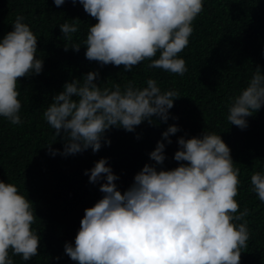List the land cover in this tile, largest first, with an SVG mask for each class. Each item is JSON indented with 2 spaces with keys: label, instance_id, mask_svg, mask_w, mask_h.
Instances as JSON below:
<instances>
[{
  "label": "clouds",
  "instance_id": "clouds-1",
  "mask_svg": "<svg viewBox=\"0 0 264 264\" xmlns=\"http://www.w3.org/2000/svg\"><path fill=\"white\" fill-rule=\"evenodd\" d=\"M65 0H53L59 7ZM73 4L77 0H71ZM95 18L83 45L85 58L101 66H123L125 72L144 61L147 68H159L183 76L186 62L179 54L188 46L193 21L204 10V0H78ZM79 18L59 25L67 43L73 42ZM37 36L17 16L12 30L0 39V117L13 125L23 121L18 97V80L40 74L43 59L37 57ZM157 53H159L158 58ZM99 72L89 71L81 79L66 82L53 95L43 112L63 149L50 155L98 152L110 144L105 133L112 127L134 132L147 121L167 122L176 90L162 91L155 79L146 87L128 81L112 88L101 87ZM227 120L241 129L246 117L264 106V74L255 68L245 88L230 98ZM179 131L171 124L162 132L149 153L155 164L145 163L133 183L121 192L119 177L101 158L85 170L89 182L99 183L102 197L84 209L74 245L64 244L65 254L76 264H240L248 247L249 228L235 199L240 170L234 167L229 146L219 134L203 132L200 137H179L173 159L180 162L170 170L157 169L166 159L165 142ZM139 138V136L137 137ZM56 140V139H55ZM250 191L264 203V173L254 172ZM37 216L33 203L13 183L0 181V264H13L10 253L29 261L38 255L40 236L33 230Z\"/></svg>",
  "mask_w": 264,
  "mask_h": 264
},
{
  "label": "trees",
  "instance_id": "trees-1",
  "mask_svg": "<svg viewBox=\"0 0 264 264\" xmlns=\"http://www.w3.org/2000/svg\"><path fill=\"white\" fill-rule=\"evenodd\" d=\"M17 16H23L37 36V57L43 59L40 74L18 80L22 107V123L13 125L0 117V181L13 183L33 203L37 219L32 225L40 236L38 255L29 261L20 256L10 257L13 264H76L64 252L65 242L74 245L84 209L93 206L103 195L99 183L89 182L86 169L101 158L119 177L115 181L123 192L145 163L155 164L149 153L162 140V132L171 124L179 131L165 142L166 159L157 169L170 170L180 162L173 159L177 140L200 137L203 132L219 134L229 146L234 167L239 168L241 181L235 198L245 217L250 238L241 253L240 264H264V203L250 191L254 172L264 173V106L246 117L247 127L241 129L227 120L230 98L246 87L255 68L264 74V0H204V10L193 21V33L188 46L179 54L186 62L183 76L159 68H147L150 61L125 72L123 66H101L85 58L83 41L90 25L96 23L78 2L71 0L57 7L53 0H0V39L12 30ZM79 18L73 42L81 43L79 51L64 50L59 25ZM159 53H157L158 58ZM89 71H98L101 87L112 88L128 81L135 87H146L155 79L162 91L176 90L179 95L169 109L167 122L147 121L134 132L112 127L105 133L110 144L102 143L93 153L88 150L75 155H50L52 149H63L43 112L53 95L66 82L81 79ZM139 136V138H137ZM56 139V140H55Z\"/></svg>",
  "mask_w": 264,
  "mask_h": 264
}]
</instances>
